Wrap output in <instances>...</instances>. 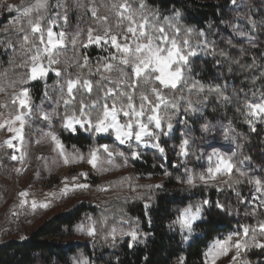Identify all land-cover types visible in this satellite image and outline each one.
<instances>
[{
    "label": "trees",
    "instance_id": "16d2710c",
    "mask_svg": "<svg viewBox=\"0 0 264 264\" xmlns=\"http://www.w3.org/2000/svg\"><path fill=\"white\" fill-rule=\"evenodd\" d=\"M108 1V0H103ZM238 6H233L230 0H147L150 6L160 8L164 15L171 14L173 8L179 9L182 18L178 23L182 28L190 27L193 31L187 34L192 45L201 42L205 37L198 35L204 30L206 38L210 42L207 48H201L198 56L190 58V71H185L184 82L177 85L176 89H163L164 95L169 100L177 101L180 112L173 115L174 131L170 136L161 137L162 146L166 149V158L162 157L154 149L133 143L132 149L140 151V159L129 158L127 163L123 158H116L114 163L121 168V172L111 176L100 178L89 172L86 183L91 187L86 190L75 191L73 196L81 193L82 196L75 199L64 211L55 212L45 217L42 222L30 230L25 239H10L0 243V264H74L77 257L90 259L92 264H178L180 257L185 264H202V253L208 242L214 237L227 234L239 225L237 218L226 214L221 210L212 208L205 211L201 220L194 226V236L185 242L176 226L169 227L177 216V208L188 204H195L204 198L220 200L227 196H241L248 193L247 182L233 170L230 177H226L230 183H234V189L221 185L222 191H218L211 184L204 186L196 181V187L190 188L185 182V169L196 166L198 156L194 144L190 146V155L181 158L174 153L171 143L180 142V133L184 127L197 133L196 124L199 121H215L216 119L228 121L230 127L238 135L245 151V156H250L251 161L257 159L264 162V124L254 121L256 131L250 129L248 120V103L261 101L264 95V51L260 44L264 40V0H238ZM135 6V5H134ZM239 13V18H237ZM97 14H100L98 9ZM12 19L6 11H0V29H3ZM88 17L80 9L75 11V20L70 16L71 25L65 28L66 40L73 31V26L81 30L83 41L75 46L68 42L65 51L61 52L59 69L62 77L49 73L44 80L30 82V95L33 104L32 115L28 119L24 130L28 146L32 151H40L34 139L41 132L53 131L60 135L67 150L75 149L87 154L90 147L99 144H109L115 151H123L130 155L127 144L119 145L111 137L87 135L84 132L69 134L60 128L61 121L54 117L49 123L41 119L43 112H52L55 109L60 115L65 112L63 99H68L65 81L80 77L81 82L88 79L93 83V91L89 94L83 88H77L73 95L76 103L69 107V114L79 107V100L86 103L101 94L102 89L95 87V82L100 79L96 74L99 66L97 58L105 56L102 49L97 46L82 47L86 39V31L93 28L97 19ZM250 20L256 22L253 27ZM233 25L238 31H243L255 36L259 44L245 45L240 42L234 32ZM74 27V28H75ZM88 28V29H87ZM70 34H69V33ZM181 32L180 38L185 37ZM252 45H255L253 47ZM79 50L80 58L75 60L72 55ZM214 50V54L213 51ZM226 53L221 56L220 53ZM69 56V62L64 63ZM89 58L86 68L78 67L83 63V57ZM255 58V59H253ZM14 61L10 64L9 61ZM22 62V52L17 47L16 53L0 45V73L6 72L2 79L5 89L0 92V103H8L11 93L19 89L9 87L11 80H18L23 76L25 69L17 67ZM114 72L113 79L118 78ZM195 82L196 89L189 91V87ZM64 85V95L60 85ZM106 87H111L107 81ZM221 86L219 93L210 91V87ZM203 91H200V87ZM159 87V85H157ZM48 91L50 99H44L45 91ZM144 90V89H142ZM139 95V92L137 93ZM227 96L228 100L220 99ZM184 99L181 100L180 98ZM60 100L57 105L55 102ZM191 101L195 112L185 113L187 101ZM138 103V101H137ZM38 106V108L36 107ZM9 113L12 110L11 103L7 108H2ZM95 117L96 113H92ZM187 120V125L183 121ZM2 131H0V134ZM0 144L1 138H0ZM11 155L7 147H0V196H6L11 190H16L19 184L15 180V162L6 159ZM102 158L104 154L101 153ZM163 165V167H161ZM170 173L166 176L164 170ZM91 171V170H90ZM180 177L181 179H177ZM239 180L238 184L235 181ZM111 186L109 187V184ZM162 185L161 188L149 189L146 185ZM98 185L108 187L107 191L98 190ZM152 198L151 224L144 216V202ZM86 216H91L97 223L98 235L95 239L75 230V225ZM262 219V215L258 216ZM139 218L140 230L149 233L142 242L128 247L129 237H119L113 246L111 239L105 240L104 235L113 227L129 230V224L121 225L120 220L134 221ZM136 225L133 223L132 227ZM241 259L250 264H259L264 261V252L260 249H249L242 252Z\"/></svg>",
    "mask_w": 264,
    "mask_h": 264
},
{
    "label": "snow or ice",
    "instance_id": "6c2138e0",
    "mask_svg": "<svg viewBox=\"0 0 264 264\" xmlns=\"http://www.w3.org/2000/svg\"><path fill=\"white\" fill-rule=\"evenodd\" d=\"M231 5L238 6V0H230ZM135 5V6H134ZM77 7L83 5L77 2ZM0 9L5 10L12 19L8 24L0 29V45L10 49L16 53L17 47L22 52V62L17 67H23L25 73L18 80H11L9 87L13 89L19 85V91L11 93L12 110L7 117L3 112H0V131L8 132L9 138L6 139L0 147H6L12 150V154L6 159L13 162L24 164L27 153L23 150L17 152V145L14 141H19L23 146V129L26 120L31 117L33 104L31 102L29 84L33 81L44 80L49 72H55L57 77H62L61 70L56 65L61 63L60 55L61 48L65 47L66 33L64 31L54 32L53 27L59 22L68 23V11L66 0H56L50 3V0H35L34 3L25 4L21 0L19 5L8 4L6 0H0ZM62 10V11H61ZM91 14L96 17L97 10L95 7L90 9ZM110 11L116 23L104 28L101 34H96L92 29L88 31L87 43H82V47L90 45H98L102 50L107 52V55L98 57V67L96 74L100 79L95 82V87L102 89L101 94L95 99L85 102L79 100V107L73 110L70 114L67 111L76 103L74 91L79 87L83 88L89 94L93 91V83L84 79L81 82L79 76L76 79H67L65 81L67 88L68 99H63L64 85H60L62 93L61 99L65 105V112L60 115L55 109L52 112H43L41 110L42 119L49 123L54 117H58L61 121L60 128L69 134L79 133L81 130L89 135L102 136L107 134L105 138L112 137L114 142L119 145L127 144L129 146L130 155L126 156L123 151H115L112 145L99 144L95 147H90L87 154L75 149L73 153H68L65 150V145L61 140L60 135L56 132L49 131L44 133V136L49 138L54 145L53 151L57 153L62 162L67 164H76L86 162L93 170L103 172L110 170L116 158H123L127 163L128 159H140L142 153L132 149L133 143L137 148L141 145L151 147L166 158V149L162 146L161 137L170 136L174 131L173 115H169L171 110L173 114L180 112V105L177 101L169 100L163 92V89H176L178 84L184 82L185 71H190V58L197 55V48H207L209 41L206 38L204 30H200L198 35L205 37L201 42H198L195 47L187 38L193 29L190 27L182 28L178 20L182 18V13L179 9L173 8L171 14L164 15L160 8L150 6L147 0H113ZM55 13L54 15L52 13ZM239 18V13H237ZM102 23L108 24L110 17L104 16L99 18ZM253 27L256 22L249 21ZM264 23V22H262ZM115 28V31H113ZM236 35L245 37L248 33L238 31L233 25ZM181 32L185 33L183 39L180 38ZM76 35H79L77 33ZM77 43L76 37H73L72 45ZM255 47V45H252ZM213 54H214V50ZM221 56L226 57V53L221 52ZM255 59V58H253ZM10 64L14 61L10 60ZM89 64V58L83 57V63L78 64V67L86 68ZM117 72L118 78L113 79L110 75L106 76L103 73ZM6 72L0 73V92L5 89L2 84V79ZM107 81L111 87H106L104 82ZM159 85V87H157ZM144 89V90H142ZM196 89L195 82L189 87V91ZM200 91H203L201 86ZM210 91L219 93L220 85L210 87ZM139 92V95L137 93ZM220 99L228 100L227 96H221ZM44 99H50L48 91L44 93ZM181 100L184 98L181 97ZM259 103H248L246 107L249 109L248 120L246 121L250 129L256 131L254 121L259 119L264 121V95L260 98ZM138 101V103H137ZM8 103H0V108H7ZM57 105L60 100L55 102ZM38 108V106H36ZM185 113L195 112L192 102L187 101V107L183 110ZM96 115L93 117L92 113ZM187 125V120L183 121ZM201 130L205 133L210 131V126L204 124ZM225 140H234V136H229L227 132L224 135ZM40 141H37L39 143ZM191 140L185 133L180 139L177 155L181 158H187L191 153L189 151ZM104 154V158L101 157ZM237 153L231 155L223 154L217 150H213L207 154V160L210 162L209 167L202 171L199 175H194L188 169H185V182L190 188H195L196 181L199 180L204 186L211 184L218 191H222L221 185L234 189V183L229 180L217 181L218 176L231 175L233 170L244 176L245 173L240 170L239 165L251 162L250 156H243L236 164L233 163ZM38 160L47 161V157L39 156ZM106 165L108 167H106ZM46 166V164H45ZM163 167V165H161ZM14 171L18 174L24 171L23 167L15 168ZM38 174V173H37ZM166 176L170 175L167 169L164 170ZM87 172H80L74 176H64L62 187L58 192H50L44 195L43 200L32 198L30 201L25 199L29 196L27 190L18 193L21 198L19 207L23 208L26 205L30 206L33 212L40 209H48L54 200L68 196L75 191L86 190L91 186L87 183H81L80 179L87 178ZM177 179H181L177 177ZM240 181H235L238 184ZM249 184H254L255 194H252V201L246 198H241V193L236 192L238 202L241 204L260 201L259 207L264 208V180L260 178L249 179ZM111 183L109 184V187ZM98 190L107 191L108 187L98 185ZM145 187L161 188L162 185H146ZM152 198L149 197L144 202V216L147 222L151 224V217L148 213L151 210ZM221 210L226 214H238L230 205H226L220 200H210L204 198L195 204H188L182 208H177V216L171 222L169 227L178 225L179 228L189 235L194 231V226L197 221L201 220L205 211L212 208ZM15 209L16 206L14 205ZM14 216L18 213L14 210ZM255 209L252 213L245 215H255ZM119 223L129 224V230L124 231L113 226L105 235L104 239H111L113 246L119 237H129L128 247L141 243L142 238H147L149 233L140 230L139 218L134 221L120 220ZM135 227H132V224ZM75 230L95 239L98 235L97 223L91 216H86L84 220L75 225ZM264 221H258L256 225H238V227L227 234H222L211 239L202 255V264H217L221 257L230 255L229 264H237L241 257V251L249 249H260L264 252ZM24 239V237H21ZM185 240L188 239L186 235ZM76 264H92L90 259L77 257ZM178 264H185L184 258L180 257ZM242 264H250L248 261H243ZM264 264V261L259 262Z\"/></svg>",
    "mask_w": 264,
    "mask_h": 264
},
{
    "label": "rangeland",
    "instance_id": "374dc122",
    "mask_svg": "<svg viewBox=\"0 0 264 264\" xmlns=\"http://www.w3.org/2000/svg\"><path fill=\"white\" fill-rule=\"evenodd\" d=\"M35 0H24L25 4H31L34 3ZM56 0H50V3H55ZM79 2V4L83 5L82 7H77L76 4ZM6 3L8 4H15L19 5L21 3V0H6ZM113 3V0L103 1V0H66V6L69 9L68 11V23L64 24L62 21L59 22L57 25H54L53 31L54 32H60L64 31V29L71 25L70 22V16L72 17L73 21L75 20V11L77 13V10L80 9L84 12V14H87L88 17L97 19V22L92 29L94 33L101 34L104 30V28L114 25L116 23V20L114 17H112V13L110 11L111 4ZM238 3H242V1H238ZM95 7L96 10L100 9V14H97L96 17H94L91 14L90 9ZM0 11H5L3 9H0ZM62 11V10H61ZM55 14L54 12L52 13ZM109 16V22L108 24H104L101 22L99 18L104 16ZM94 19V20H95ZM75 26H73V31L69 35V41L70 44H72L73 37H76V41L78 42L83 41V37L81 35V30L77 29ZM88 29V28H87ZM86 31V39L84 40V44L87 43L88 38V31ZM113 31H115V28H113ZM79 33V35H76ZM240 42H242L245 45L250 44H259L257 42V38L252 35H247L245 37H241L236 35ZM67 40H65V47L68 43ZM197 45V44H196ZM196 45H193L195 47ZM262 50L264 51V40L260 42ZM90 46H97L101 49L98 45H90ZM65 47L61 48V52L65 51ZM200 49L197 48V55L200 54ZM104 54L107 55V52L104 51ZM73 59L77 60L80 58L79 50L76 49L75 52L70 55ZM69 62V56L65 57L64 63ZM55 67L59 68V64ZM54 75H56L55 72H49ZM106 76L114 77V72L112 73H103ZM20 89H17L16 91H19ZM11 97V96H10ZM254 102V103H259ZM0 112L4 113V116L7 117L8 113L2 110L0 108ZM29 119V118H28ZM28 119L26 120L25 127L27 125ZM42 119V116H41ZM43 120V119H42ZM260 121L264 124V121L262 120H255ZM204 124H208L210 126V131L205 133L201 130V126ZM196 130L197 133H194L190 128L184 127L183 130L180 133V136H182L187 133L188 138L191 140V144H194L195 148L197 149L198 156L196 158V166L192 169H189L192 174L199 175L202 171H204L207 167H209L210 162L207 160V154H210L214 149L227 155H231L233 152L237 153V156L234 157L233 163L236 164V162L245 156V151L242 146V143L238 137V135L235 133V131L230 127L228 121L216 119L215 121H199L196 124ZM23 129V146H21L19 141H14L17 145V152L20 150H23L27 153L25 162L23 165L19 162H15V168L23 167L24 171L20 174H15V180L19 184L18 189L11 190L6 196H0V243L10 240V239H21V237L26 238L27 234L35 228L37 225H39L42 220L45 217L50 216L51 214L55 212H61L64 211L67 207H69L72 202L75 201V199L71 200V198H75L76 196H82L81 193L76 194V196H73L72 193H70L68 196H65L61 199L54 200L52 205L48 209H40L35 212H33L30 208V206H25L23 208L19 207L20 197L18 196V193L24 190H27L29 192V196L25 199H28L29 201L32 198H35L37 200H43L44 195L46 193L50 192H58L59 189L63 186L62 180L64 176H74L78 175L80 172H92V174L97 175L100 178H105L108 176H111L113 174L120 173L122 170L119 166H117L114 162L113 165L110 167V170L103 171V172H97L96 170H93L86 162H79L76 164H67L65 165L62 160L58 157L57 153L53 151L54 145L50 142L49 138L44 136V133H47L49 131L41 132L38 136L35 137L33 144H37V146H40L38 148L40 151H32L30 144L28 146L27 138L25 137L24 130ZM82 131V130H81ZM83 132V131H82ZM227 132L229 136H234V140H225L224 135ZM89 135L88 133H85ZM9 133L6 131H2L0 134L1 143L9 138ZM107 134H103L102 138H105ZM96 136V135H93ZM112 138V137H111ZM114 139V138H112ZM37 141H40L37 143ZM178 144L171 143L172 149L174 150V153L177 154L178 152ZM142 147H145L141 145ZM6 147V145H5ZM150 148L151 147H146ZM66 152L73 153L65 147ZM12 154V150H11ZM44 156L47 157V161L38 160L37 157ZM102 157V155H101ZM46 164V166H45ZM106 167H108L106 165ZM240 170L245 173L244 176H241L242 178L246 179L247 182V188L248 193L245 196H241V198H246L248 201H252V194H255V186L254 184H249V179H255L260 178L264 180V162H261L260 160H254L242 165H239ZM91 170V171H90ZM234 172L239 175L234 169ZM38 173V174H37ZM228 175L224 176H218L217 181H224L226 180V177ZM240 176V175H239ZM88 178V176H87ZM87 178H81V183H86ZM197 182L200 183L199 180ZM226 205H230L232 208L236 210L238 214H232L235 218H237L239 225H256L258 221H264V208L259 207L260 201H255L251 203H244L241 204L238 202L237 196H227L225 200L222 201ZM16 206L14 209L13 206ZM255 209V215H245L246 213H252ZM16 211L18 214L13 215V211ZM262 215V219H260L258 216ZM198 222V221H197ZM178 229V231L181 233L183 239L187 235L188 239L185 240V242H188L195 234L194 231L189 235L188 233L182 231L178 225H175ZM264 239V238H261ZM245 252L244 250L241 251ZM234 253H231L232 255ZM230 255L228 257H221L217 264H229ZM74 264H76V260L73 261ZM243 259L241 257L237 261V264H242Z\"/></svg>",
    "mask_w": 264,
    "mask_h": 264
}]
</instances>
